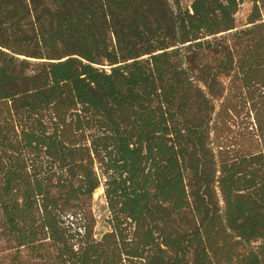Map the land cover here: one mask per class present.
I'll return each mask as SVG.
<instances>
[{"label": "trees", "instance_id": "trees-1", "mask_svg": "<svg viewBox=\"0 0 264 264\" xmlns=\"http://www.w3.org/2000/svg\"><path fill=\"white\" fill-rule=\"evenodd\" d=\"M0 264H264V0H0Z\"/></svg>", "mask_w": 264, "mask_h": 264}, {"label": "rangeland", "instance_id": "rangeland-1", "mask_svg": "<svg viewBox=\"0 0 264 264\" xmlns=\"http://www.w3.org/2000/svg\"><path fill=\"white\" fill-rule=\"evenodd\" d=\"M189 0H183L184 3H188ZM251 7V4L248 1H245L241 4L239 11L236 14L237 21L243 23L245 21L246 15ZM104 188L100 186L95 190L92 200V211L96 218V235L99 236L105 232L108 227L106 225V217L108 215V209L106 206V201L104 198Z\"/></svg>", "mask_w": 264, "mask_h": 264}]
</instances>
